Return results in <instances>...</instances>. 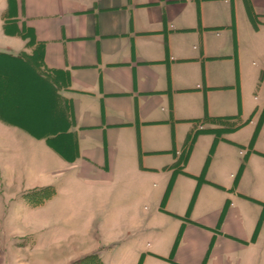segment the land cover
<instances>
[{
	"label": "crops",
	"instance_id": "1",
	"mask_svg": "<svg viewBox=\"0 0 264 264\" xmlns=\"http://www.w3.org/2000/svg\"><path fill=\"white\" fill-rule=\"evenodd\" d=\"M248 1L254 20L245 0H0V105L13 108L0 111V218L26 213L43 231L88 217L72 252L102 261L135 242L130 264H264V117L250 147L264 0ZM1 80L17 92L7 106ZM21 89L38 115L19 107ZM197 131L228 147L223 181L181 176Z\"/></svg>",
	"mask_w": 264,
	"mask_h": 264
},
{
	"label": "rangeland",
	"instance_id": "2",
	"mask_svg": "<svg viewBox=\"0 0 264 264\" xmlns=\"http://www.w3.org/2000/svg\"><path fill=\"white\" fill-rule=\"evenodd\" d=\"M6 76L8 79L11 78V75L9 76V74H6ZM2 81L3 80H1V82ZM3 84L4 85H2V91L5 92H3V100L6 105L9 104L10 101L13 102V97H15L17 92L14 91L13 94V84ZM244 97L246 98V95ZM16 98H18L19 107L22 108L23 112L34 116L39 114V107L35 102V97L33 96L32 92H29V90L27 91V89H21L19 90V96ZM215 102L216 101L214 98H210L209 103L211 107H214ZM0 111L5 112V115L7 117L13 118V108H8L7 106V108L5 109L3 105H0ZM183 135L184 134L182 131V134L179 137L180 141H178L179 148L184 144V140L182 141V138H184ZM210 135H212L213 138ZM212 139L214 140V134L211 133H198L195 136L193 142L191 143L189 154L190 163L188 166V171L190 170L189 173L191 174L184 172L181 173V176L185 177L188 180H193L196 183L198 182L197 179L200 176H203L206 181L221 178L223 181L225 179L226 175L223 174V164L225 162L224 160L227 159V156L229 155L228 153H226L228 147L219 143L220 145L218 144L216 146L217 148L215 147L214 151H212ZM212 157H214V159L212 161L210 170L209 172H207V169L209 167L208 164L205 172L204 167L206 165V160L211 159ZM2 160L5 162H9L11 158L9 154H5L2 156ZM208 181L207 183L204 182L203 184H209ZM43 200L40 196L26 197L24 202L29 207H36V203H43ZM11 211L12 209L8 211V215L6 218H0V264H50L49 262L53 260L57 261L56 259L58 258V256L61 257V260L54 264L131 263L130 252L132 253L134 246H136L135 242L134 245L128 244L125 246V248L122 249L104 250L105 253H107H104V263L101 259V255L99 254V252L103 250H97L85 255L73 254V248H71L72 246H74L73 242L81 234L80 232L85 231L86 228L83 227L88 217H77L71 213L62 214V216L57 218V220L60 221L59 225H56L54 228H43L42 231L41 228H27V224L30 219V216L28 214L26 215V213L18 212L16 213V215H14ZM40 218V215L36 214V219ZM134 240L136 241L137 238ZM139 240V247H143L144 249H146V245L148 243H153L154 241L150 233H147L145 238ZM59 245L64 246V248H66L65 246H68L71 254L68 255L59 250Z\"/></svg>",
	"mask_w": 264,
	"mask_h": 264
},
{
	"label": "trees",
	"instance_id": "3",
	"mask_svg": "<svg viewBox=\"0 0 264 264\" xmlns=\"http://www.w3.org/2000/svg\"><path fill=\"white\" fill-rule=\"evenodd\" d=\"M245 5H246V9H247V13H248L249 17L251 18V20H254L256 16L253 13L252 8H251V5H250V3H249L248 0H245ZM263 117H264V112L262 113L261 118H260V120H259V122L257 124L256 130H255V132H254V134L252 136V139H251V142H250V147H252L253 141H254V139H255V137L257 135V132H258L260 126H261V123L263 121ZM230 119H235L236 120L237 118L236 117H233V118H220V119H217V120L220 121V120H230ZM205 121H206V119H205ZM236 127L234 126L233 128H229L227 130H232V129H235ZM198 133H199L198 131L197 132H194V134H192V135H190L188 137L187 144H186V151H185L184 157H183L184 161H186L188 159V155L190 153L191 143L193 142L195 136ZM217 142H218V137H215L214 144H216ZM242 168H243V165L240 166V171H241ZM238 176H239V173L236 176V180L238 179ZM52 193H53L52 190H50L48 188H45V189H41V190H37V191L31 192V193L27 194L26 197H39L40 196V197H42V200H43V199H48L52 195ZM38 204L40 205L41 203H36L35 206H37ZM178 238L176 240L177 242H178ZM142 257L143 256L140 257V260H139V263L138 264H141Z\"/></svg>",
	"mask_w": 264,
	"mask_h": 264
}]
</instances>
